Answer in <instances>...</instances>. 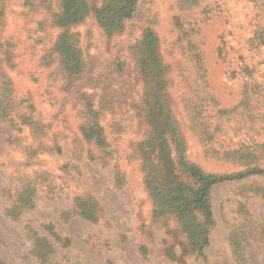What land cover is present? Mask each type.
Listing matches in <instances>:
<instances>
[{
	"label": "rangeland",
	"instance_id": "rangeland-1",
	"mask_svg": "<svg viewBox=\"0 0 264 264\" xmlns=\"http://www.w3.org/2000/svg\"><path fill=\"white\" fill-rule=\"evenodd\" d=\"M42 1L46 9L38 10L25 5L24 0L3 1L0 39L15 46L9 50L13 59L0 65V73L10 79L17 101L30 99L44 121L64 110L61 118L66 115V126L75 131L80 121L71 106L72 96L67 95L79 81L57 80L56 66H50L48 59L60 33L49 20H56L60 0ZM103 1L86 0L87 17L83 23L70 26L69 34L77 35V49L81 46L79 49L89 61L112 64L120 56L126 63L123 81L117 85L122 95L126 90L125 105L121 108L118 105L120 115H108L104 123L109 138L114 139L111 123L130 117L124 123L127 130L132 126L133 131L120 136L115 144L120 152L119 165L130 175V183L115 190L110 170L84 164L88 189L97 197L115 229L63 214L72 203L74 187L80 186L76 176L71 177L72 186L57 194L53 201L38 196L35 210L26 218L36 226L53 225L58 237L71 241L72 259L68 264H264V50L249 41L260 19L259 9L247 0H200L198 5L193 0H142L139 22L133 27L132 21L126 22L122 35L110 37L103 34L94 17V10ZM190 4L194 5L185 10ZM150 27L159 35L162 62L168 66L166 102L181 154L205 173L216 175H233L254 168L252 164H234L223 159L236 156L231 150L242 145L248 148L247 156L251 153L260 159L261 174L214 188L215 225L210 244L201 256L191 248L173 218L164 217L157 222L150 219L152 202L142 181L146 173L159 178L161 168L165 172L166 167L155 160L144 169L133 158L135 152L140 156L147 128L134 130L141 120L137 114L141 118L146 113L140 105L144 92L141 75L135 71L133 56L129 54L137 52L135 47L141 43L142 30ZM191 38L200 46L202 56L191 52L188 43ZM198 60H204V76ZM244 66H254L256 73L240 72ZM252 82L260 85L258 93H254L257 88L250 85ZM69 86L71 89H67ZM228 111L230 116L224 114ZM62 125L58 120L52 124L51 139L57 140ZM24 126L28 132V124ZM9 130L7 125L0 124V188L22 159V154L5 137ZM42 156H50L42 158L45 162L42 167L56 174H62L60 169L69 158L54 150ZM4 202L0 198V262L26 264L23 258L30 243L17 232L9 235L10 228L2 213ZM140 242L148 245L147 255L139 253Z\"/></svg>",
	"mask_w": 264,
	"mask_h": 264
},
{
	"label": "trees",
	"instance_id": "trees-1",
	"mask_svg": "<svg viewBox=\"0 0 264 264\" xmlns=\"http://www.w3.org/2000/svg\"><path fill=\"white\" fill-rule=\"evenodd\" d=\"M3 1L0 0V27L4 19ZM141 1L104 0L100 7L94 10L95 21L103 34L110 37L122 35L125 32L126 22L132 21L130 27L138 23L142 15ZM247 1L252 2L260 11L259 22L249 41L264 50V0ZM194 2L198 5L200 0H193ZM24 3L35 10L45 8L42 0H24ZM193 5L185 7V10ZM59 9L56 20L53 18L49 20V23L58 28L60 33L49 51L48 59L50 66H56L55 75L59 76L57 80L79 81L78 84L73 85V91L68 90L67 95L72 96L71 106L80 121L77 129L74 131L66 126V115L61 118L64 114L62 109L50 121H44L30 99L24 102L16 100L10 79L0 73V124L9 127L10 130L5 137L15 146L12 147L22 154V159L16 163L9 180L0 188V198L5 201L2 213L10 228L9 235L13 236V232H17L30 243V248L23 258L26 264H68L66 262L72 259L69 253L71 243L69 239L58 237L53 225L36 226L26 218L35 210L38 196L53 201L57 194H63L64 190L72 186L71 177L76 176L80 186L74 187L72 203L63 214L66 217L78 216L87 222L115 229L97 197L88 189L89 178L85 179L84 164L92 163L94 168L98 167L102 171L110 170L111 182L115 190L124 189L130 183V175L119 165L120 152L115 147L120 136L133 131L132 126L127 130V125L124 123L130 117L111 123V131L116 137L114 139L109 138L108 128L104 123L106 116L120 115L117 112L118 105H121L120 108L125 105L123 99L126 90L125 95H122L117 85L123 81L126 63L118 56L112 64L108 62L109 64L99 65L87 59L84 51L79 49L81 46L77 49L76 45H79L77 35L71 36L69 28L85 21L89 9L86 0H60ZM178 17V19L182 18ZM140 38L139 47H135L137 52L134 53L133 50L129 57L133 56L135 71L141 75L144 92L140 105L146 114L141 115V118L140 114H137L141 120L138 128L134 127V130L139 132L142 126L147 130L145 141L139 149L140 156H136L135 152L133 158L144 169L153 165L155 160L167 169L164 172L161 168L157 179L151 173H146L143 178L144 191L152 202L150 219L157 222L165 219L164 217L173 218L179 229L185 233L191 248L201 256L203 250L210 244V233L215 225L212 202L214 188L253 174H261L260 159L251 156V153L247 156L246 145L231 150L236 156H223L225 161L254 165V168H247L233 175L207 174L199 166L186 160V156L180 152V141L170 110L167 108L168 66H164L162 62L159 35L150 27L142 30ZM188 43L192 46V53H196L197 57L203 55L197 42L191 38ZM14 46L13 43L0 39L2 52L0 65L13 59L9 50ZM132 49L133 46L131 51ZM198 61L204 76L206 75L204 60ZM241 71L251 75L256 73L254 66H244ZM250 85L257 88L254 93L259 92V84L252 82ZM67 89H71V86ZM224 114L230 116L231 112ZM57 120L64 125L55 140L49 137V133L52 124ZM27 124L28 132L24 130V125ZM23 132L25 134L22 136ZM53 150L56 154L64 153L69 157L66 165L60 169L62 174H56L42 167L45 164L41 161L42 158L50 157L42 155L52 153ZM152 153H157V156H152ZM139 253L142 255L149 253L146 243L140 242ZM0 263L4 264V262Z\"/></svg>",
	"mask_w": 264,
	"mask_h": 264
}]
</instances>
